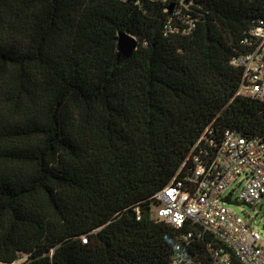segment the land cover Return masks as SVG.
<instances>
[{
    "label": "trees",
    "instance_id": "1",
    "mask_svg": "<svg viewBox=\"0 0 264 264\" xmlns=\"http://www.w3.org/2000/svg\"><path fill=\"white\" fill-rule=\"evenodd\" d=\"M187 1L0 0V263L172 264L191 226L154 194L208 127L210 155L229 128L264 137L232 63L264 0Z\"/></svg>",
    "mask_w": 264,
    "mask_h": 264
},
{
    "label": "built area",
    "instance_id": "2",
    "mask_svg": "<svg viewBox=\"0 0 264 264\" xmlns=\"http://www.w3.org/2000/svg\"><path fill=\"white\" fill-rule=\"evenodd\" d=\"M242 43L243 51L232 59L242 68L237 94L264 101V19L248 29ZM210 132L208 127L182 164L190 159L194 162L185 184L173 178L154 194L157 203L153 215L157 221L175 228L187 223L191 226L176 246L172 264H235V260L239 264H264L262 233L227 205L239 189L238 203L255 206L264 197V137L229 128L210 155L199 148ZM209 142L215 145L213 140ZM207 236L205 245L211 259L189 255L194 237L202 241ZM0 264H22V259Z\"/></svg>",
    "mask_w": 264,
    "mask_h": 264
},
{
    "label": "rangeland",
    "instance_id": "3",
    "mask_svg": "<svg viewBox=\"0 0 264 264\" xmlns=\"http://www.w3.org/2000/svg\"><path fill=\"white\" fill-rule=\"evenodd\" d=\"M183 3H187V0H181ZM124 55V53H122ZM231 188V187H230ZM230 188L227 190L229 193ZM240 194V189L233 193L232 201L228 202L227 205L233 208L237 213L248 218L253 226L257 227L264 237V197L261 198L260 202L255 206H250L246 203H238L237 196Z\"/></svg>",
    "mask_w": 264,
    "mask_h": 264
},
{
    "label": "water",
    "instance_id": "4",
    "mask_svg": "<svg viewBox=\"0 0 264 264\" xmlns=\"http://www.w3.org/2000/svg\"><path fill=\"white\" fill-rule=\"evenodd\" d=\"M118 41L119 50L124 53L125 57H129L139 45L137 38L127 31H120L118 33Z\"/></svg>",
    "mask_w": 264,
    "mask_h": 264
}]
</instances>
